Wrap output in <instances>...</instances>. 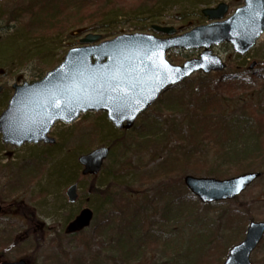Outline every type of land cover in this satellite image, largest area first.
<instances>
[{
	"label": "rangeland",
	"instance_id": "rangeland-1",
	"mask_svg": "<svg viewBox=\"0 0 264 264\" xmlns=\"http://www.w3.org/2000/svg\"><path fill=\"white\" fill-rule=\"evenodd\" d=\"M16 1L20 0H2L0 6H7V8H11L14 11L13 3H16ZM200 1L202 0H196L195 5L190 3L184 5L179 3L178 0L174 3L168 0H160L154 7L147 10L143 14L144 16H133L130 8H122L121 10L116 2L112 3V0H110V3L106 5V10L102 9V13L99 14L100 18L104 13V18L100 22L95 23V25L99 24V27L105 26L104 29L110 33V37L105 38L103 32H92L101 35L104 41H110L116 35L154 34L149 29L150 26L156 25L162 27L171 26L177 30L181 29L179 34H185L193 28L206 25L207 21L200 13L201 10L209 7L215 8L220 2H224L229 5V13L225 17L227 18L243 5L242 0L237 2H234V0H212L211 2L213 3L209 6L200 3ZM12 13L8 11V14ZM73 14L74 12L67 19L61 17L62 23L60 25L63 26L65 22L71 23V21L73 24V22H79V18H83L79 16V18L72 19ZM151 16L155 18L153 22L146 20V18ZM177 19H184V21L181 22L180 20L179 22L176 21ZM24 24L23 20L12 22L8 16H3L0 19V68L6 71V66L10 67L16 72L15 75L23 76L26 82L36 81L44 77L49 70L60 64V61L63 60L70 48L80 46V38L71 36L73 31L70 28L71 25L67 29L69 30L68 33H63L62 35L61 33H58L60 35L54 33L53 36L46 38L37 37L30 39L27 38L25 30L22 29ZM154 35L159 36L158 34ZM214 53L225 61L227 69L223 74L228 78L236 73L233 68H249L255 62H257L256 69L263 68L264 35L257 42L255 49L248 53L247 56H244V58L234 55L228 45L215 48ZM198 54V52L194 51H171L168 52L167 59L172 64L179 66L185 61L197 58ZM215 76L212 75L211 78ZM195 77L197 75L192 78ZM261 82L262 78L259 76H256L253 81L247 80V83H249V85H246L248 89L243 88L246 86L241 84L240 79L229 83L230 86L227 89L226 87L224 88L226 84L224 82L223 88H220L223 106L227 110L233 111L246 103L256 104L260 101L259 103L263 104L264 97H257L256 93L258 91L257 87H255L256 84ZM226 92H231L233 97L230 99L224 97ZM175 95L178 97L172 101L171 98ZM189 96L190 92L186 91L185 88L179 89L177 87L170 90L164 95L162 104L155 105L144 116L139 118L136 123L137 131L142 133L145 131L150 132V128L153 126L152 122L159 121V118L162 121H168L169 118L166 116L167 113H165L166 108L172 107L174 108L172 109L173 111L178 110L177 101L179 99L186 101ZM182 117L183 112L175 111L172 118L178 122ZM157 128L159 129V124L155 130ZM53 129V136L57 140V144L51 148L23 147L16 151L13 156L7 157L9 159L5 158L8 154L6 152H2L0 155V157L5 158L0 161V236L2 234L8 235L12 243L5 250L4 260L14 262V260L26 259L30 264H89L90 260H93L92 257L96 256L100 259L97 264H127L125 262L120 263L117 250L109 251V247L98 245L100 241L108 243L112 238L104 231L103 237L99 239L96 236L95 223L104 224L107 222L111 212H114L110 210L118 207L116 202L106 203L107 197L105 193L102 195L99 193L97 197L90 198V188L95 186L99 190H104L112 180L116 179L118 183L120 182L121 188L131 187L135 194L140 193L141 190L149 191L150 185L140 186L135 184V182L139 181L142 176H147L157 170L160 161L157 159L153 160L151 159L152 157L148 159L146 155L139 157L137 148L133 144H119L112 147L114 139L121 136H125L127 142L133 139V136L130 135L132 131L126 133L115 131L103 114H86L72 126L58 125ZM85 135H87L85 140L88 139V144L84 146L86 141L83 140V136ZM71 137L70 143L69 139ZM79 144H81L80 148L83 145L84 154L100 147L109 146L112 149L102 171L96 178L86 176V178L81 179L80 166L77 160L81 154H78V150H74L75 146ZM200 144V150L206 156L204 162L211 164L215 158L211 153V148L207 146L209 143L206 145L201 142ZM69 148L74 151L69 150ZM189 148H192V145ZM198 157L194 156V159ZM29 159L31 161H28ZM64 162H67L66 166L70 170L69 172H72L71 174L74 177L77 175L79 182H81V185L79 184L80 200L75 205L68 204L65 194L66 188L71 183H68V185L55 183L56 177L53 169L56 164L57 166L60 164L63 166ZM32 164L35 169L31 173H39L41 176L32 182V185L27 189L13 194L11 198L5 199L2 196L4 194L3 191L5 190L6 192L7 190L5 187H8L10 181H14L16 176L18 183H20L22 174L18 172H29L25 170H29L28 167H31ZM253 171L261 172L263 175L242 193L238 199L234 202L220 203L218 206L214 204L204 206L198 201L197 213L186 214L179 224L175 223V225L168 227V237L167 239L159 240V246L149 248L147 246L148 243L143 242L140 234L137 233L138 236L135 241L126 244L130 248L135 249L131 253L134 259H130V264H175L180 257L185 255L188 248L193 251L196 250L197 252L193 255L198 256L202 250L205 252L207 249L205 239V242L202 241L201 237L197 240V234L201 231L216 233L217 242L212 245V249L208 253V264L216 262L220 256L218 264H223L229 249L242 241L249 222L264 221V160ZM184 175L204 178L202 175H193L189 170ZM112 192L116 195L118 191L114 189ZM188 192L186 188L180 189V194L182 195L188 194ZM87 204L97 214L91 226L78 235L66 236L67 224L72 220L73 215ZM233 213L243 215V222H241V219L239 221L241 224L238 226L231 219L229 220L230 215ZM230 221L231 228L229 229ZM195 241L197 243L192 247ZM107 252H109V256ZM191 257H188L185 263L192 264ZM250 262L252 264H264V237L261 244L251 255Z\"/></svg>",
	"mask_w": 264,
	"mask_h": 264
},
{
	"label": "trees",
	"instance_id": "trees-1",
	"mask_svg": "<svg viewBox=\"0 0 264 264\" xmlns=\"http://www.w3.org/2000/svg\"><path fill=\"white\" fill-rule=\"evenodd\" d=\"M168 1L174 3L177 0ZM211 1L202 0L200 3L209 6L213 3ZM114 2L120 6L121 10L122 8H130L133 16H140L154 7L160 0H112V3ZM178 2L184 5L188 3L196 4V0H178ZM109 3L110 0H20L13 3L15 8L14 17H9V20L12 22L23 20L25 24L22 29L25 30L27 38L30 39L46 38L53 36L54 33H61V35L68 33L69 25L73 30L71 36L74 38L79 36L80 33L91 31L103 32L104 37L107 38L110 37V33L104 29L105 26L99 27V24L95 25V23L104 18V13L100 18L99 14L102 13V9L106 10V5ZM10 9L8 8V10ZM73 12L74 18L72 17V19L79 18V16L83 18H79V22H73V24L71 21V23L65 22L63 26L60 25L62 23L61 17L67 19ZM83 15L88 16L84 17ZM154 19L152 16L146 18V20L152 22ZM180 20L181 22L184 21V19H177L176 21L180 22ZM87 23L89 24L86 26ZM233 69L236 73L229 78L219 74H215L214 78L198 75L180 85L178 88H185L186 91L190 92V96L186 101L182 99V101L180 99L177 101L176 105L179 108L177 107L178 110L175 111L183 112V117L180 121L178 120L179 123L172 118L175 114V111L172 110L174 108L167 107L165 113L169 118L168 121H162L159 118V121L152 122L153 126L150 128V132L145 131L142 133L135 128L130 134L133 136L130 141L127 142V138L121 136L112 142V147L119 144H133L137 148L139 157L146 155L148 159L152 157L151 159L160 161L157 170L147 176H142L139 181L135 182L140 186L150 185L149 191L141 190L140 193L135 194L131 187L121 188L120 182L118 183L116 179L112 180L107 187L105 186L104 190H99L95 186L90 188V198L97 197L99 193L101 195L105 193L107 204L109 202L117 203L118 208H114L117 210H110L114 212H111L107 222L104 224L95 223V226L96 236L99 239L103 237L104 231L112 238L108 243L100 241L98 245L109 247V251L117 250L120 263L130 264V259H134L131 253L135 249L126 244L134 242L138 236L137 233L140 234L143 242L148 243L149 248H155L159 246V240L167 239L168 227L175 225V223L179 224L186 214L197 213L198 199L193 198L189 192L185 195L180 194V189H185L182 185L187 170L193 175L228 179L253 171L264 160V99L263 104L259 103L260 101L256 104L246 103L230 111L223 106L220 97V88H223L224 82H226L224 86L226 89L229 88V83L234 82V80L237 81V78L240 79L241 84L246 86L249 85L247 80L253 81L256 76L262 78V82L255 85L258 91H256L257 97H264V67L256 69L254 72L249 71L248 68L237 67ZM243 88L248 89V86ZM177 97V95L172 96L171 100L173 101ZM224 97L230 99L233 96L231 92H226ZM163 98L159 100V104H162ZM158 124L159 129L155 130ZM85 137L87 135L83 136V140L86 141L84 146L88 144V139L85 140ZM71 139L72 137L69 139L70 143ZM201 142L206 145L209 143L207 146L211 148V153L215 158L211 164L204 162L206 156L200 150ZM80 145L75 146L74 150H78V154L83 155V145L82 148L79 147ZM190 145H192V148H189ZM69 150L74 151L70 148ZM194 156L199 157L194 159ZM66 164L67 162H64L63 166L61 164L57 166L56 164L57 167H54L55 183L80 184L77 175L74 177L71 174L72 172H69L70 170ZM120 168L122 169V167ZM29 172H18L22 174L20 183L13 185L14 187L11 190H6V192L4 190L2 196L5 199L11 198L13 194L27 189L32 185V182L41 176L39 173ZM16 179L18 180L17 176ZM114 189L118 191L116 195L112 192ZM218 204H215V206H218ZM95 215L97 216V214ZM242 218V214L233 213L230 215L229 220L231 219L238 226L243 222ZM240 220L241 222H239ZM231 221L229 229L231 228ZM200 237L202 241L206 240V251L202 250L198 256H195L193 254L197 251L188 248L185 255L180 257L175 264H184L190 256H192L190 259L192 264H208V253L211 251L212 245L217 242L216 233L201 231L197 234V240ZM196 241L193 242L192 247L197 243ZM11 244L8 235L2 234L0 236V260H4L5 250ZM92 258L93 260H90L89 264H97L100 261L96 256ZM220 258L221 256L212 264H218Z\"/></svg>",
	"mask_w": 264,
	"mask_h": 264
},
{
	"label": "water",
	"instance_id": "water-1",
	"mask_svg": "<svg viewBox=\"0 0 264 264\" xmlns=\"http://www.w3.org/2000/svg\"><path fill=\"white\" fill-rule=\"evenodd\" d=\"M242 8L223 21L228 10L221 3L202 14L211 22L189 33L173 37L172 27H153L167 38L149 34L124 35L112 41L99 42L98 35L81 39V48L70 49L60 66L49 71L39 82L15 88V94L0 116V133L7 145L52 144L48 139L57 123L72 125L87 113L102 112L118 130L134 127L138 117L149 110L171 86L180 85L193 74L222 72L221 59L213 47L228 44L244 56L264 34V0H244ZM202 50L199 59L174 66L166 59L170 50ZM59 104L60 107H56ZM110 148H99L80 157L83 175L96 176L107 160ZM260 175L249 173L220 181L185 176L184 185L202 204L237 198ZM76 187L67 190L70 203L77 200ZM93 214L84 210L68 225L67 233H78L89 227ZM241 244L229 251L224 264H251L253 250L261 242L264 222H252ZM14 264H27L24 261Z\"/></svg>",
	"mask_w": 264,
	"mask_h": 264
},
{
	"label": "flooded vegetation",
	"instance_id": "flooded-vegetation-1",
	"mask_svg": "<svg viewBox=\"0 0 264 264\" xmlns=\"http://www.w3.org/2000/svg\"><path fill=\"white\" fill-rule=\"evenodd\" d=\"M0 9H2L0 7ZM5 14V13H4ZM3 16L2 11L0 10V18ZM15 71L12 70L10 67L6 66V71L3 70L2 68H0V114L5 110L7 104L9 103L12 95L14 94V89H15V85L17 84H21L25 82V79L23 76H20L19 74L15 75ZM23 77V78H22ZM51 138L53 136V133L50 136ZM51 145H46V144H41L38 147H50ZM18 151V149L11 147V146H6L3 142H2V138H1V134H0V155L2 154V152H6L8 153L7 157L9 156H13L14 153ZM4 157H0V161L5 159ZM9 159V158H7ZM11 160V158H10ZM12 160H14L12 158Z\"/></svg>",
	"mask_w": 264,
	"mask_h": 264
},
{
	"label": "snow or ice",
	"instance_id": "snow-or-ice-1",
	"mask_svg": "<svg viewBox=\"0 0 264 264\" xmlns=\"http://www.w3.org/2000/svg\"><path fill=\"white\" fill-rule=\"evenodd\" d=\"M56 107H60V105H59V104H57V105H56Z\"/></svg>",
	"mask_w": 264,
	"mask_h": 264
}]
</instances>
